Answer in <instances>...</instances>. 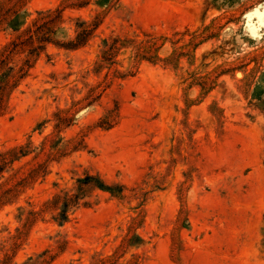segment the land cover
I'll use <instances>...</instances> for the list:
<instances>
[{"label": "rangeland", "instance_id": "rangeland-1", "mask_svg": "<svg viewBox=\"0 0 264 264\" xmlns=\"http://www.w3.org/2000/svg\"><path fill=\"white\" fill-rule=\"evenodd\" d=\"M0 264H264V0H0Z\"/></svg>", "mask_w": 264, "mask_h": 264}, {"label": "trees", "instance_id": "trees-1", "mask_svg": "<svg viewBox=\"0 0 264 264\" xmlns=\"http://www.w3.org/2000/svg\"><path fill=\"white\" fill-rule=\"evenodd\" d=\"M100 186H102V185H100Z\"/></svg>", "mask_w": 264, "mask_h": 264}]
</instances>
